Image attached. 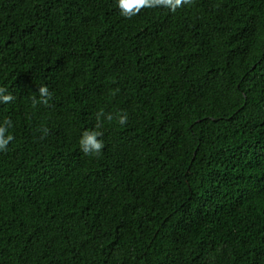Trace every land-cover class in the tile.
<instances>
[{"label":"trees","instance_id":"16d2710c","mask_svg":"<svg viewBox=\"0 0 264 264\" xmlns=\"http://www.w3.org/2000/svg\"><path fill=\"white\" fill-rule=\"evenodd\" d=\"M0 87V264H264V0H0Z\"/></svg>","mask_w":264,"mask_h":264},{"label":"clouds","instance_id":"9594fccd","mask_svg":"<svg viewBox=\"0 0 264 264\" xmlns=\"http://www.w3.org/2000/svg\"><path fill=\"white\" fill-rule=\"evenodd\" d=\"M193 0H118V8L120 13L125 18L131 19L133 16L138 15L142 9L165 7L170 11L175 12L177 8L185 5H190ZM119 92V89H115L112 95ZM39 99H36V95H33V107L37 104L48 105L49 100L52 98V93L47 86H40L38 88ZM14 96L5 87H0V104H8L14 100ZM116 121L120 126H124L128 122V115L126 112H116L115 115L111 112H105L103 109L96 113V125L94 129L85 130L81 134L79 145L81 151L85 155H99L104 148V141L102 137L104 132V121L109 123ZM13 127L10 118H5L0 123V152H7L8 145L14 140V136L10 133V129ZM44 133H47V129H43ZM43 138V137H42Z\"/></svg>","mask_w":264,"mask_h":264}]
</instances>
